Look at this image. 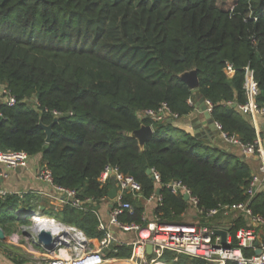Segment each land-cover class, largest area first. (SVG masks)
<instances>
[{
    "label": "trees",
    "instance_id": "trees-1",
    "mask_svg": "<svg viewBox=\"0 0 264 264\" xmlns=\"http://www.w3.org/2000/svg\"><path fill=\"white\" fill-rule=\"evenodd\" d=\"M228 62L236 70L231 78ZM247 68L264 105V0H0V88L17 99L0 104V150L42 154L54 181L83 195L108 193L98 178L110 164L135 176L150 196L156 184L148 169H155L164 198L156 212L166 222H182L189 206L165 186L176 179L202 207L250 199L253 212L264 216V190L247 193L253 177L247 162L175 121L142 116L166 103L180 118L194 111L190 98L204 96L224 132L254 144L252 117L236 106L247 101ZM191 70L200 80L196 89L181 77ZM55 111L60 121L47 143L40 121L51 124ZM142 124L155 131L144 150L130 136ZM20 200L0 196L4 229L19 220ZM134 205L124 221H141L143 204ZM57 215L97 234L92 215L69 207Z\"/></svg>",
    "mask_w": 264,
    "mask_h": 264
},
{
    "label": "built area",
    "instance_id": "built-area-1",
    "mask_svg": "<svg viewBox=\"0 0 264 264\" xmlns=\"http://www.w3.org/2000/svg\"><path fill=\"white\" fill-rule=\"evenodd\" d=\"M235 67L228 62L225 72L233 77ZM247 93L246 103L236 105L238 110L252 118L264 116V105L258 103L260 93L259 84L254 71L247 68L244 85ZM194 105V100H188ZM8 106L17 104L16 97L7 86L0 88V104ZM208 111L212 113L213 104L206 99ZM59 116L58 112H54ZM2 112L0 111V117ZM156 122L176 121L178 115L173 113L164 103L157 110L150 109L142 113ZM216 122V121H215ZM218 131L223 138L232 145L242 148L246 155H259L262 164L259 174L252 177L247 193L252 198L258 191L264 190V146L260 139L254 144H244L237 136H231L222 130L216 122ZM31 156L24 150H0V179H7L10 171L27 167ZM156 189L147 196L143 184L133 175L125 173L117 165H107L101 172L98 181L100 186L107 187L108 193L102 195H83L75 188L59 185L54 181L52 170L43 163L37 177L47 182L53 190V198L58 200L63 208L69 207L85 215L97 218V236L90 235L83 228L75 224H67L56 218L44 216L41 206L38 209L29 205H22L17 210L19 217L28 218L29 222L21 225L20 232L11 236V241L23 247L30 257V264H119L126 261L130 264H156L164 260L166 252L175 256L184 255L190 259L203 260L207 264H264V216L255 214L250 207V199L246 202L234 204H220L216 208L200 206L199 199L193 194L182 180H172L165 186L175 195L189 196V206L196 210L201 220L206 222H166L162 216L154 212L152 219H148L145 206L163 205V195L157 193L161 189V174L151 169ZM113 183L110 186V183ZM117 190L114 198L110 191ZM9 193L0 189V196L5 198ZM134 201L143 204L144 210L140 222H127L122 218L127 213L133 214ZM100 206H106L109 220L103 219ZM232 213H241L247 218V225L240 227L234 233L228 231L227 243L223 244L222 236L216 234L223 226L208 224L213 218ZM47 232L56 239L53 248L43 243L38 245V237ZM25 233H28L25 235ZM130 235L128 238L122 237ZM153 245V252H147V246ZM122 249H129L130 254L120 256ZM260 249L261 253L256 251ZM250 250L252 254H248Z\"/></svg>",
    "mask_w": 264,
    "mask_h": 264
},
{
    "label": "crops",
    "instance_id": "crops-1",
    "mask_svg": "<svg viewBox=\"0 0 264 264\" xmlns=\"http://www.w3.org/2000/svg\"><path fill=\"white\" fill-rule=\"evenodd\" d=\"M200 97L201 96L194 100V111L189 115L177 119L174 122L175 125L178 128L190 133L191 135L197 136L199 139L203 140L209 145L225 149L228 152L237 155L248 163L253 175L259 174V168L262 164V157L259 155H246L241 147L228 143L223 138L220 131H213L210 129L205 113L201 112L197 106L198 102L200 101ZM252 122L259 134V139L264 146V116L252 118ZM42 164V154L31 157L27 167L12 170L10 171V175L7 179H0V189L7 191L9 194L19 195L22 205H29L37 209L39 206H41L44 210V213L48 212V215L45 216L56 218L57 220L67 224H72L58 217L57 214L62 212L65 208H63L58 200L53 198L54 192L50 185L37 177V171ZM155 206L156 205L154 204L145 206L148 219L153 218L154 212H156L157 209ZM99 209L102 213L103 219L108 221L109 216L106 206H100ZM16 216H18L17 211ZM182 217H186L187 219L186 221L182 222H206L203 219L201 220V218L197 215L196 210L190 206H188ZM18 218L19 220H16L14 223L8 225V229H4L0 226V228L5 231L6 235L4 240L0 239V264H30V257L26 253V250L23 247L17 246L24 244H15L11 241V236L17 232H20V226L29 222L28 218L19 216ZM247 221V218L244 217V215H241V213H232L228 216L219 215L209 221L208 224L229 228L231 232L234 233L236 229L246 226L248 223ZM27 234L28 233H25V235ZM92 236L96 237L97 235L94 234ZM129 236L130 235L124 234L122 237L128 238ZM41 244L43 243L39 241L38 237V245ZM124 250L129 251L130 254L129 249ZM247 253L252 254L250 250H247ZM129 254H125L123 257H126ZM192 262L193 260L187 256H175L170 252L165 254L164 260L156 264H192Z\"/></svg>",
    "mask_w": 264,
    "mask_h": 264
},
{
    "label": "water",
    "instance_id": "water-1",
    "mask_svg": "<svg viewBox=\"0 0 264 264\" xmlns=\"http://www.w3.org/2000/svg\"><path fill=\"white\" fill-rule=\"evenodd\" d=\"M181 77L188 83V85L192 89H196L200 86V80H199V77H198L196 70H191V71L185 72L181 75ZM197 106L199 107L201 112L205 113V115L207 117V123H208L210 129H212L213 131H217L218 129H217L216 122L212 116V113L208 111V107L206 104V98L204 96L200 97V101L198 102ZM59 121H60V116H55L53 122L51 124H48V125L43 123V121H40V126L45 130V132L47 134V143L51 142L52 137H53V133H54V125ZM154 133H155L154 128L151 125L142 124L139 129L131 132L130 136L133 138H136L139 141V145H140L141 149L144 150L146 142L154 135ZM148 173L151 174V169H148ZM157 193L160 194L161 190L158 189ZM116 194H117L116 189H112L110 191V197L111 198H114L116 196ZM185 199L188 200L189 196L186 195ZM229 230H230L229 228L216 230V234L222 236L223 244L227 243V234H228ZM5 238H6L5 231L0 228V239L4 240ZM39 241L41 243H45V244L49 245V248L51 249L54 247L56 239H54L50 233L42 232L39 235ZM147 252L149 254H151L153 252V245L147 246ZM256 253L260 254L261 250L258 249L256 251Z\"/></svg>",
    "mask_w": 264,
    "mask_h": 264
},
{
    "label": "rangeland",
    "instance_id": "rangeland-1",
    "mask_svg": "<svg viewBox=\"0 0 264 264\" xmlns=\"http://www.w3.org/2000/svg\"><path fill=\"white\" fill-rule=\"evenodd\" d=\"M35 209H37V208H35ZM43 215H44V216H45V215H48V212H45ZM187 218H188V217H187ZM180 220H181V221H186L187 219H186V217H181Z\"/></svg>",
    "mask_w": 264,
    "mask_h": 264
},
{
    "label": "bare ground",
    "instance_id": "bare-ground-1",
    "mask_svg": "<svg viewBox=\"0 0 264 264\" xmlns=\"http://www.w3.org/2000/svg\"><path fill=\"white\" fill-rule=\"evenodd\" d=\"M119 264H130V263H128L126 261H121V262H119Z\"/></svg>",
    "mask_w": 264,
    "mask_h": 264
}]
</instances>
